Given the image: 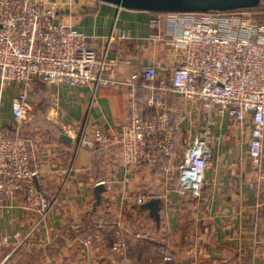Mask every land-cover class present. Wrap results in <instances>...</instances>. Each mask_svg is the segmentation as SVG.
Wrapping results in <instances>:
<instances>
[{"label":"crops","instance_id":"1","mask_svg":"<svg viewBox=\"0 0 264 264\" xmlns=\"http://www.w3.org/2000/svg\"><path fill=\"white\" fill-rule=\"evenodd\" d=\"M35 1L56 2L57 19L82 31L98 57L107 49L108 58L131 62L108 75L124 79L137 65L152 64L157 79H168L172 56L161 41L149 40L160 31L155 23L163 25L162 13L97 0ZM253 9L256 18H264L259 5ZM23 90L26 112L17 122L12 103ZM165 102L179 129L174 153L126 169L117 144L83 146L74 154L75 137L65 132L83 123L89 131L116 133L128 115L122 87L0 84V131L27 137L39 191L54 201L43 214L25 206L21 191L3 199L0 241L7 242L0 244V264H264V128L259 174L247 156V118L234 122L172 93ZM153 112L143 107L141 114ZM205 134L213 141L202 188L193 198L180 172L182 154ZM100 184L97 204L94 189ZM139 194L158 200L153 214L134 202ZM28 232L15 247V233ZM117 243L123 246L114 249Z\"/></svg>","mask_w":264,"mask_h":264},{"label":"built area","instance_id":"2","mask_svg":"<svg viewBox=\"0 0 264 264\" xmlns=\"http://www.w3.org/2000/svg\"><path fill=\"white\" fill-rule=\"evenodd\" d=\"M259 6L264 12V0ZM57 10L56 2L0 0V84L40 80L67 87L90 85L93 90L122 87L128 115L120 129L107 134L100 129L89 131L82 123L78 131L65 130L75 137L74 154L83 146L117 144L126 169L153 162L158 155L171 156L179 130L166 108L165 96L172 93L234 122L247 118V156L259 173L264 128V18H256L255 10L162 13L163 25L155 23L160 31L149 40L161 41L172 56L168 79H157L152 64L137 65L124 79L108 75L116 65L131 62L108 58L107 49L98 57L82 31L57 19ZM25 96L23 90L12 103L17 122L25 116ZM143 107L153 109V114L142 115ZM212 141V135L205 134L183 151L180 172L188 180L193 198L202 188ZM38 176L27 139L0 131V206L3 199L21 191L25 206L41 208L45 214L54 201L46 200L39 191ZM147 200L145 194L134 197L138 205ZM28 236L29 232L23 236L15 233V247L22 246ZM6 240L4 237L0 244ZM122 246L117 243L113 248Z\"/></svg>","mask_w":264,"mask_h":264},{"label":"water","instance_id":"3","mask_svg":"<svg viewBox=\"0 0 264 264\" xmlns=\"http://www.w3.org/2000/svg\"><path fill=\"white\" fill-rule=\"evenodd\" d=\"M115 5L120 8L147 11L151 13H177V12H224L232 10L251 9L257 7L263 0H97ZM60 138L67 142L69 137L65 134ZM103 185L94 189L96 203L100 202V191ZM153 214L158 206L157 199H150L143 203Z\"/></svg>","mask_w":264,"mask_h":264},{"label":"rangeland","instance_id":"4","mask_svg":"<svg viewBox=\"0 0 264 264\" xmlns=\"http://www.w3.org/2000/svg\"><path fill=\"white\" fill-rule=\"evenodd\" d=\"M14 135V134H13ZM16 135H18V136H20V137H23V138H25V139H27V137L26 136H24V135H22V134H16ZM27 141H28V139H27Z\"/></svg>","mask_w":264,"mask_h":264},{"label":"trees","instance_id":"5","mask_svg":"<svg viewBox=\"0 0 264 264\" xmlns=\"http://www.w3.org/2000/svg\"><path fill=\"white\" fill-rule=\"evenodd\" d=\"M246 10H249V11H254L255 9H246ZM232 11H238V10H232ZM261 12V11H260ZM259 13V12H258Z\"/></svg>","mask_w":264,"mask_h":264}]
</instances>
